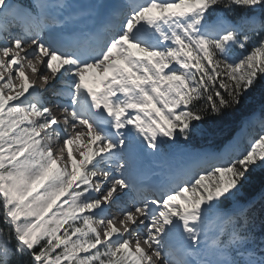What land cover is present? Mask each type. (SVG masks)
Returning <instances> with one entry per match:
<instances>
[{"label": "snow or ice", "instance_id": "obj_1", "mask_svg": "<svg viewBox=\"0 0 264 264\" xmlns=\"http://www.w3.org/2000/svg\"><path fill=\"white\" fill-rule=\"evenodd\" d=\"M0 264H264V0H0Z\"/></svg>", "mask_w": 264, "mask_h": 264}, {"label": "trees", "instance_id": "obj_2", "mask_svg": "<svg viewBox=\"0 0 264 264\" xmlns=\"http://www.w3.org/2000/svg\"><path fill=\"white\" fill-rule=\"evenodd\" d=\"M257 111H258V109H257ZM229 131H230V129H227V128L224 129L223 131H217L216 134H215V138L217 140L223 139L224 137L228 136ZM197 139H198L200 144H204V143L208 142L207 138L204 137V136H200ZM260 194L261 193H260L259 186H256V187L250 189L249 192L247 193V195H249V196H256V197H259Z\"/></svg>", "mask_w": 264, "mask_h": 264}, {"label": "rangeland", "instance_id": "obj_3", "mask_svg": "<svg viewBox=\"0 0 264 264\" xmlns=\"http://www.w3.org/2000/svg\"><path fill=\"white\" fill-rule=\"evenodd\" d=\"M81 2H83V0H81ZM181 153V150H177V151H174V155H177V154H180ZM181 157H179L177 160L179 161Z\"/></svg>", "mask_w": 264, "mask_h": 264}, {"label": "bare ground", "instance_id": "obj_4", "mask_svg": "<svg viewBox=\"0 0 264 264\" xmlns=\"http://www.w3.org/2000/svg\"><path fill=\"white\" fill-rule=\"evenodd\" d=\"M179 157H181L180 154L175 155L176 160H177Z\"/></svg>", "mask_w": 264, "mask_h": 264}]
</instances>
